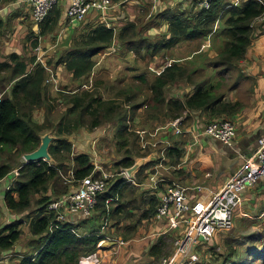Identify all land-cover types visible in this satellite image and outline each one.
I'll use <instances>...</instances> for the list:
<instances>
[{
  "label": "trees",
  "instance_id": "1",
  "mask_svg": "<svg viewBox=\"0 0 264 264\" xmlns=\"http://www.w3.org/2000/svg\"><path fill=\"white\" fill-rule=\"evenodd\" d=\"M115 1L112 0L113 3ZM177 3L181 4L183 9L167 7L153 12L154 19L164 21L167 25V35H164L161 41L150 42L145 37L138 38L141 37L143 30L148 31L153 27L150 23L137 30L134 21H127L116 30L104 22L83 21L82 24L79 23L82 29L78 34L58 44L61 47L57 48L59 52L57 59L52 61L53 56L47 57L43 63L37 60L34 50L39 47L41 37L56 32L61 15L58 2L38 23L37 29L30 28L23 38L24 45H28L30 50L34 51L33 54L12 51L5 59L0 60V93H3L0 100V152L18 151L20 155L31 152L40 145L45 128L49 127L52 132V140L48 146L51 159L20 163L18 176L8 189H3L0 193V255L6 254L19 240L24 222L34 236L30 240V246L35 253L23 255L15 264H78L81 256L96 251L97 243L105 238L106 232L100 233L98 229L78 234L77 226L71 223L57 222L51 229L49 224L55 213L47 211V205L51 199L76 188L80 180L92 171L94 175L99 174V171H94V164L88 153H73L72 142L68 136L81 126L93 128L100 125L119 112L120 108L115 99L105 100L95 95L92 90L75 92L66 90L59 92V99L63 100L64 108L58 117H54L57 98H52L48 94L46 86L50 67L63 64L72 73L73 79L82 84L88 80V75L95 65V56L108 48L114 39L119 41V46L124 48L123 51L134 52L138 58L146 60L149 57H141L155 56L159 50L167 51L181 42L205 40L207 37H213L215 33V36L221 39V45L217 49L214 64L224 70L236 69L237 62L243 58L250 45L251 24L264 13V3L258 0H242L238 5L226 0H215L206 9H195L191 4L185 5L180 1ZM18 14L16 11L11 12L9 16L6 14L0 16V35L4 34L10 17L16 18ZM142 47L149 53H140ZM195 72L188 66L175 63L164 66L149 83V89L153 93L151 99L161 104L165 102L166 113L171 119L180 117L185 110L189 112L200 110L207 117L206 124L213 118H229L237 110V103L226 101L221 95H215L214 86L207 81L194 83L193 91L182 99L164 98L163 88L168 82L177 78H191ZM40 107H44L45 110L43 123H37L33 119V112ZM124 129L125 126L120 125L117 131L122 132ZM124 137L115 136L117 139ZM119 143L124 144L122 140ZM180 150L179 146H168L163 159L159 158L158 163H166L165 158L168 156L175 158L174 162L177 163ZM150 164L142 165L137 170L135 176L138 182L144 179L143 176L140 179L138 176ZM116 165L128 168L133 165V160L125 157ZM13 169L9 163H1L0 177L8 175ZM69 169L72 170V177L68 173ZM60 173L70 176L71 182H65ZM120 181L122 180L119 178L115 183ZM159 183L156 184L157 188L161 186ZM118 194L121 196V189ZM115 196L117 200L111 202L107 210L106 199ZM119 196L116 194V186L109 185L106 191L98 194L91 216L98 211L102 219L108 217L113 221L120 217H128L129 213L122 211ZM148 201L149 206L139 214L138 221L154 215L159 197L151 195ZM5 211L20 217H12L2 224L1 217ZM236 237L229 233L224 236L221 242L223 251H219L224 259L220 264L226 262L245 264V257L252 258L259 253L260 246L255 244L240 249V244H235ZM256 238L255 240L259 239L258 236ZM165 242V238L160 236L148 249L151 261L142 264H157L164 253ZM206 247L209 257L204 259L200 253L201 260L195 264L215 263L213 257L217 255H213L212 250L213 247L217 249V246Z\"/></svg>",
  "mask_w": 264,
  "mask_h": 264
},
{
  "label": "crops",
  "instance_id": "2",
  "mask_svg": "<svg viewBox=\"0 0 264 264\" xmlns=\"http://www.w3.org/2000/svg\"><path fill=\"white\" fill-rule=\"evenodd\" d=\"M69 1L59 0L61 15L56 32L39 39V47L43 50L41 53H37V56H40V61L43 63L47 57L52 56V61H55L59 56L57 48L59 47L60 49L61 47L58 44L64 43L72 35L78 34L82 29V23L67 24L65 22V11ZM226 1L238 5L242 0ZM146 2H148L147 9L153 13L157 10H164V6L165 8L171 7V5H174L178 1L166 0L162 5L160 4L162 3L161 0H116L113 6L102 15L96 11H90L84 23L100 21L118 30L127 21L134 20V15H128L123 9L124 6L122 4H127L131 7L136 6V11H138V9L146 6ZM22 10L26 11L27 14H21ZM16 11L19 13L16 17L18 21L24 19L26 16L29 17L24 22L27 32L30 28L37 29L38 23H35L31 18L30 8L27 5H22L16 0H3L0 4V13L5 12L6 16ZM251 26L252 39L243 58L237 62V68L235 70H225L219 76L217 74L219 70H222L221 68H206L209 75L205 74L206 78L203 79L207 80L208 84L214 86L213 92L215 95H221L224 100L237 103V110L229 117L236 127V134L231 145L223 144L203 134L207 117L200 110L193 112L185 110L180 117L171 119L166 113L165 102L163 104L159 102V108L156 109V105L152 104L154 100L150 104L149 100L144 101L133 94L126 95L125 91L128 92L130 87H121L125 85L124 81L139 80L144 83L148 89L144 91H148V96L151 98L149 83L156 76V73L151 69H160V67L153 66L152 62L158 58L156 57L158 54L154 56V60L150 58L142 60L134 52L123 51L121 46H119V41L114 39L108 48L95 56V65L88 75V80L82 84H80V81L73 79L72 73L63 64H56L53 68L50 67L46 86L48 94L52 98H57L56 111L57 108L62 107V110L64 108L62 99H59V92H66V90L75 92L85 89L92 90L95 95L107 96L108 99L105 100L115 99L116 104L120 108L119 112L111 118L104 120L96 127L88 128L81 126L73 131L68 136V139L72 142L73 153H88L96 169H104L105 171H122L123 169L128 171L129 167L123 168L116 165V163L125 157L132 158L133 165H135V169L128 173L132 179L131 181H127L119 176L116 177V180L120 178L122 181L110 184V186H116V194L118 196L121 189L119 202L122 205L123 213H129L128 217H120V219L112 221L108 217L103 219L99 217L98 211H95L91 217H84L80 214L68 215L70 223L77 226L76 231L78 234H86L91 229H98L100 233H104L105 230L101 231L100 227L105 219L108 220L109 225L105 238L101 239L104 241L101 242V246L96 250L100 256L101 264H142L151 261V257L148 256L149 247L160 236H163L166 241L172 236L175 239L182 237L190 226L193 219L192 214L194 213H184V219L180 220L176 228L168 227L166 217L160 221L154 220L153 216L138 221L139 214L149 206V197L153 195L158 198L164 191L165 186L175 182L190 188L199 185L201 186L199 192L191 191V203L197 200L200 201L199 203L205 205L210 201L213 193L235 172L237 166L246 157L255 152L258 138L264 135V17L254 19ZM203 41V44L205 43V46L208 48L212 37H207ZM188 44L189 42H181L177 45L178 47L168 49L167 52L173 53L174 49L176 52H182L180 49L186 47ZM193 59L196 61L189 63ZM203 59L204 56L196 51L192 54H172L166 63H175L181 66L192 65L190 66L191 70L198 71V69H204ZM107 76L110 79L103 78ZM184 78L187 77L173 80L174 84L171 85L170 90L166 87L165 91L167 93H163L166 100L170 98L182 99L183 95L193 91L192 86L184 84L183 81H186ZM114 80H123L118 89H115L118 92L116 97L109 95V89L103 86L105 82H113ZM200 81H202V77L197 78V82ZM135 88L140 92V87ZM44 111V107L35 110L33 112L35 113V115L33 114V119L41 123L44 119ZM177 119V127L172 126L170 122ZM120 125L125 126L122 132L117 131ZM176 128H179L181 132H176ZM141 132H144L142 135H147L144 137L148 145L145 149L141 148V141L138 136ZM45 135L51 137L52 140L51 131H45L42 137ZM113 135H136L141 153L132 154L130 150L132 141L135 138L133 136L132 141L128 139L126 141V137L122 139L123 145L126 144L124 155L119 156L114 154L113 149H110L109 146L106 148ZM151 141H158L155 148L149 146L148 142ZM170 145L171 147L179 146L181 148V154L177 163L174 162L175 158L172 156L165 158V164L158 163L159 158L163 159L164 157V152L162 157L161 149L164 147L166 149ZM147 163L151 164L138 176L139 179L142 176L144 179L138 182L135 176L136 172L142 165ZM118 167L120 168L119 170L117 169ZM60 174L65 182H71L70 176ZM158 182H160L161 186L157 188L156 184ZM3 189L0 186V193ZM10 216L14 215L10 214ZM133 218L137 220L136 223H130ZM252 218L261 219V221H252L253 223L257 222V225H251L250 227L245 225L244 227H240L238 225L242 221ZM234 219L235 223L230 231H218L207 244L200 246L201 252L199 251V254L202 253L204 259L209 257L208 251L206 252V246L216 245L217 248H220L221 242L227 233L237 236L236 239L239 236H246V238L244 237V242L240 244V249L247 247L249 244H255L256 246H260L259 251L262 250L264 233L254 235V232H261L255 231L258 228L264 229L261 227V225H264L263 180H259L255 185L243 191L241 203L235 211ZM108 232L110 235H108ZM256 236L259 237L258 240H255L257 239ZM8 251H12L13 253L7 254ZM8 251L1 256L4 258L16 256V260H19L20 255L23 256L22 253L15 254L14 252L17 251L12 249ZM31 253H28V255ZM256 256H259V260H262L264 264V251L263 256L260 252Z\"/></svg>",
  "mask_w": 264,
  "mask_h": 264
},
{
  "label": "built area",
  "instance_id": "3",
  "mask_svg": "<svg viewBox=\"0 0 264 264\" xmlns=\"http://www.w3.org/2000/svg\"><path fill=\"white\" fill-rule=\"evenodd\" d=\"M16 1L30 8L31 18L35 23L41 22L49 10L59 2V0ZM176 1L183 2L185 5L191 4L195 9H206L215 0ZM258 1L264 3L263 0ZM113 4L112 0H70L65 11V22L67 24H79L85 20L90 11H96L102 15ZM263 17L264 13L259 16V18ZM205 45V43L202 44V47ZM37 60L40 61V56H37ZM169 64L166 63L164 66ZM164 66L158 70H151L159 74ZM1 97L2 93H0V100ZM177 123L178 119L170 122L175 127H177ZM176 132L179 133L181 130L176 128ZM139 134L141 148L145 149L148 145L144 137L147 135H142L144 132ZM203 134L223 144L231 145L236 134V127L230 118H213L205 125ZM148 143L151 148H155L158 141ZM164 149L165 147L161 149L162 157ZM95 170L99 171V174L94 175L92 171L80 180L76 188L50 200L47 211L55 213L49 224L51 229L55 227L54 224L57 222L70 223L68 215L80 214L84 217H90L97 203L98 194L106 191L108 186L116 181V177L121 176L127 181L132 180L126 169L122 171H105L104 169H96L94 166ZM11 172H13V177L9 179L8 176ZM11 172L3 178L0 177V186L8 179V184L4 189H8L12 185L14 179L18 176V168ZM68 173L71 177L73 176L71 169ZM259 180L264 181V135L258 138L255 152L237 166L235 172L213 193L207 204L203 205L197 200L191 203V191L199 192L201 190L199 185L190 188L175 182L165 186L164 191L159 195L158 205L153 215L154 220L160 221L166 217L168 227L176 228L180 220L184 219V213L193 212L194 214H192L191 224L183 236L174 239L172 254L160 257L158 264H195L200 261L201 256L197 247L208 243L218 231H228L233 228L235 211L240 206L243 191L255 185ZM116 200V196L106 199L107 210L110 208V203ZM108 225V220L105 219L100 230L106 232ZM102 241L104 240L97 243V249L101 246ZM78 264H101V259L97 251H94L81 256Z\"/></svg>",
  "mask_w": 264,
  "mask_h": 264
},
{
  "label": "rangeland",
  "instance_id": "4",
  "mask_svg": "<svg viewBox=\"0 0 264 264\" xmlns=\"http://www.w3.org/2000/svg\"><path fill=\"white\" fill-rule=\"evenodd\" d=\"M161 1H162V3H160V4H162V5L166 2V0H161ZM1 3H2V0H0V4ZM122 5L124 6L123 9L125 10V12L128 15H134V20L133 21L136 23L137 30L143 29V27L147 23H150V24L153 25V27L150 28L148 31H144L143 30L141 37H138L139 39L145 37V39H147V41L157 42V41H161L164 38V35H167V25H166V23L164 21H160V20L154 19V14L147 9L148 2H146V4H145L146 6L144 8L138 9V11H136V9H137L136 6H132L131 7V6L127 5V4L126 5L122 4ZM171 8L172 9H183L182 5L179 4V3H175L174 5H171ZM164 9H165V6H164ZM22 11H21V14H27L26 11H24V10H22ZM18 12H19V10H18ZM4 14H6V13L5 12L0 13V16H3ZM10 18L11 19H9V21L7 22V27L4 30V34L0 35V60L5 59L7 54L12 52V51L17 52V53H25V54L30 52V55L33 54L34 51H35L36 55L39 52L41 53L42 50H43V49H41V47L35 49L34 51H31L29 46L28 45H24V43H23V38L25 37V34L27 33V29L24 27V26H26V24L24 22L27 21L29 19V17L26 16L24 19H20L19 21H18V18H14V17L13 18L10 17ZM218 27H219V25H218ZM139 39H137V41ZM202 41L203 40H196L194 42H190L186 47H182L180 49L182 52H176L175 49L173 50L174 51L173 53H169L167 51L159 50V53H157L158 56H156L158 58L155 59V60L153 59L154 56L150 57L148 55L145 56V57H141V58L149 57L150 59L154 60L152 62L153 66L161 68V66L164 65L167 62L169 56H171L172 54H180V53H182V54L191 53L192 54V53H195L196 51L200 52L201 55L204 56V59H203V68L204 69L203 70L202 69H198V71H196L191 76V78H184V80H186V81H183L186 86L190 85V86H192V88H194L193 84L194 83H198L197 82V78L198 77H202V81H207V80H203L204 78H206L205 74L209 75V73L207 72L206 68H216V69L220 68L218 65L214 64V61H216V59H215L216 57L215 56H216V52H217L218 47L221 45V39L218 36H215V33H214V35L212 37V41L209 44L210 46L208 48H207V46L202 47V44L204 42V41L203 42ZM121 49L124 50V48H122V47H121ZM122 50H120V51H122ZM140 53H149V52H147L146 49L144 47H142V48H140ZM208 54H209V56H207ZM195 61L196 60L193 59L189 63H194ZM190 66H192V65H189L188 67H190ZM231 70H235V69H231ZM224 71L225 70L223 68H222V70H219L217 76L221 75ZM212 77H213V74H212ZM103 78H107L108 79L109 77L107 76V77H103ZM122 82H123V80H114L113 82L112 81H108V82H105L103 86L105 88L109 89L108 90V94L109 95H111L113 97H116L118 92L115 89H118V86ZM124 82H125L124 83L125 85H123L121 87H130L128 92L125 91V93H127L126 95H132L133 94V95L143 99L144 101L149 100L150 104L152 103V99L151 98L153 97V93H151V98H149L148 91H144L145 89L148 90L146 88V86L144 85V83L140 82L139 80H135V81L134 80H129V81H124ZM173 84H174V82H172V81L168 82L163 88V93L164 92L167 93V91H165L166 87H168V89L170 90V87ZM135 87H137V88L140 87L141 88L140 92L137 91V89ZM185 95H183V96H185ZM111 96H109V97H111ZM100 97L103 98V99H108L107 96H104L105 98L103 96H100ZM153 102L154 103H152V104H155L156 105L155 108L158 109L159 108V103H157L155 100ZM61 111H62V107L57 108V111H55L53 113L54 114L53 116L54 117L59 116ZM33 114L35 115V113H33ZM44 119H45V114H44ZM44 119H43V121H44ZM37 123H39V122H37ZM45 131H50V128L49 127L45 128ZM133 136L135 137L134 140H133ZM125 137H126V141H127V139L129 141L133 140L132 141V145H131V149H130L132 154L133 153H135V154L139 153L141 149H140V147H139V145L137 143L136 135H126ZM118 139H116L115 136L113 135L112 138H111L110 143L107 144L106 148H108V146H109L110 149H113L112 151H114V154H117V155L121 156V155H124V153H125L124 150H125V145L126 144L125 145H121L119 143V141H121L122 138H118ZM23 161H24L23 157H22V155H20V152H18V151H10V150H8V151H1L0 152V164L7 162L12 167H14V169H17V168H19L20 163H23ZM117 169L119 170L120 168L118 167ZM12 177H13V172H11V174L8 176V178L10 179ZM7 184H8V179H7V181L3 182L1 184V186L3 188H5V186ZM12 217L19 218L20 216L19 215L18 216H10V214L7 211H5L3 213V215H2V217H1V223L3 224L6 221L11 220ZM136 221L137 220L135 218H133L130 223H132V222L136 223ZM252 221L260 222L261 219H255V218L248 219L246 221H242L238 225L240 227H244V225L247 226V227H250L251 225L252 226L253 225H257V222L253 223ZM234 223H235V219H234ZM261 227L264 228V225H261ZM257 230L261 231V232H254L255 233L254 235L264 233V229H259V228L255 229V231H257ZM108 235H110L109 232H108ZM33 237L34 236H32V234L30 233V231L28 229L27 223L24 222L22 224V235H21L19 240L14 244V246L11 249L14 250V251H17V252H14L15 254L22 253L23 255H26L28 253H31L32 252V246H30L31 245L30 240L33 239ZM244 237L246 238V236H239L236 239L237 241H236L235 244H237V243H238L237 245L242 244L244 242V240H245ZM174 239L175 238L173 236L169 237L167 239V241L165 242L166 245L164 246V249H163L164 253H163L162 256L171 255V253H172V251L174 249V244H173ZM197 248H199L198 252L199 251L201 252L200 246L197 247ZM263 249H264V245H263L262 250ZM262 250L261 251L258 250V252L262 253V256H263V251L264 250L263 251ZM219 251H223V247L217 248V249L213 247L212 253H213V255H217L216 257H213L214 261H215L214 264H220L221 261L224 259V256ZM9 253H13V252L12 251L11 252L8 251L7 254H9ZM21 256L22 255L19 256V259H20ZM232 259H234V258H232ZM245 259H246V260H244L245 264H263L262 260H259V256H253L252 258L245 257ZM10 262H11V264H15V263L18 262V259L16 260V256H11V257L4 258V257H2L0 255V264H5V263L9 264ZM225 264H227V262Z\"/></svg>",
  "mask_w": 264,
  "mask_h": 264
},
{
  "label": "water",
  "instance_id": "5",
  "mask_svg": "<svg viewBox=\"0 0 264 264\" xmlns=\"http://www.w3.org/2000/svg\"><path fill=\"white\" fill-rule=\"evenodd\" d=\"M50 141H51V137H49L48 135L43 136L38 148H36L35 150L31 152L24 153L22 155L24 159V163L38 161L40 159L49 160L50 155L48 153V146H49ZM134 169H135V165H132L131 167L128 168L127 173L131 172Z\"/></svg>",
  "mask_w": 264,
  "mask_h": 264
}]
</instances>
